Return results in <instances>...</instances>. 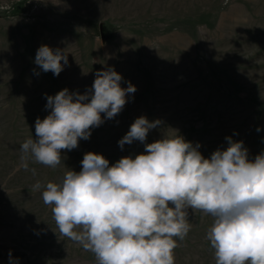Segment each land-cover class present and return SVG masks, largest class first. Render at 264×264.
Segmentation results:
<instances>
[{
    "label": "rangeland",
    "instance_id": "374dc122",
    "mask_svg": "<svg viewBox=\"0 0 264 264\" xmlns=\"http://www.w3.org/2000/svg\"><path fill=\"white\" fill-rule=\"evenodd\" d=\"M42 45L67 53L58 76L35 64ZM108 68L121 87L136 88L122 111L102 113L55 169L29 157L25 170L21 145L50 114L47 96L66 88L90 99L96 72ZM141 116L160 123L143 143L121 148ZM177 135L205 158L226 149V137L243 141L251 160L264 152V0H0V264H10V251L19 264H98L60 233L44 186L79 172L87 152L111 165ZM188 222L187 236L174 238L175 264H215L207 239L214 218L189 209Z\"/></svg>",
    "mask_w": 264,
    "mask_h": 264
},
{
    "label": "clouds",
    "instance_id": "9594fccd",
    "mask_svg": "<svg viewBox=\"0 0 264 264\" xmlns=\"http://www.w3.org/2000/svg\"><path fill=\"white\" fill-rule=\"evenodd\" d=\"M67 63V53L47 45L35 56V64L55 76ZM121 80L108 68L96 72L90 99L66 88L47 96L50 114L36 119V139L21 145V166L28 169L29 157L53 169L60 165L62 150L89 139L104 122L102 113L112 119L122 111L136 88L130 82L121 87ZM159 123L137 118L119 146L143 143ZM226 140L228 147L209 158L180 135L145 144L144 152L111 165L102 154L87 152L81 170L67 171L61 183L48 182L42 199L52 206L60 233L94 253L98 264H175L174 238L183 240L190 231L189 209L214 218L207 239L215 264H264V152L251 160L243 141ZM9 258L19 264L11 251Z\"/></svg>",
    "mask_w": 264,
    "mask_h": 264
}]
</instances>
